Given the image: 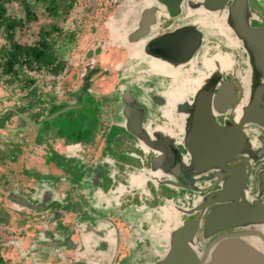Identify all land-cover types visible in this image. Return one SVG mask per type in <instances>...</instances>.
Wrapping results in <instances>:
<instances>
[{
  "label": "rangeland",
  "instance_id": "374dc122",
  "mask_svg": "<svg viewBox=\"0 0 264 264\" xmlns=\"http://www.w3.org/2000/svg\"><path fill=\"white\" fill-rule=\"evenodd\" d=\"M119 1L121 0H75L64 16H51L47 14L41 6L35 5V19L30 21L23 20V9L20 4L16 2L6 3L7 12L19 17L23 22L21 26L16 27L14 30L13 39L18 43H34L38 39V31L40 29H49L51 24H54L61 30V33L57 30L51 32L50 38L51 41L54 42L55 48L61 53V57L64 61V69L63 72L56 76L43 71H38V73L35 72L34 74L31 73L34 79V85L32 87L35 92L39 94L40 98L38 102L37 98H33L31 94H28L27 87H19L20 83L14 82L7 84L0 81L1 167L12 165L17 170H20L21 167L22 170H25L28 166V168L32 170L36 163L30 160L29 155L32 150L39 148V146L43 144V141H37L33 135H30L32 133L30 132L31 127L21 122L8 107L18 109L20 106L27 107L29 104H32L29 111H32L31 114L32 116L34 115V117L30 118L31 120L39 119L40 114L47 113L48 108L52 105L51 103L58 104L63 101H74L75 95L78 93L82 82L80 78H82L85 71H88L90 68L94 70L91 71L89 76V89L91 94L95 93L92 92L95 90L99 92V94H88L85 102L82 101L80 104L79 102H75L76 105H78L75 110L63 111L54 119L51 118V120L44 121L40 125V128H36V131L38 130V138L40 139H43L42 136L47 133L46 129H48L52 141L55 140L54 144H56V148L61 149L63 152H68L70 145L79 148V142H83L84 146L88 144V146L83 148L85 151H81L82 156L77 150L71 152L72 157L78 155L76 160L69 158L72 163V173L60 167L56 173L47 175L50 178L49 182H47V178H44L35 183L33 187L34 190H31L29 195L33 200H30L31 205L34 207L37 205L35 207L37 209L34 211L22 208L18 205L13 206L7 199L0 198V210L7 212L10 217L7 218L6 222L0 217V243L5 239V234L9 237L8 239L12 240V242L9 243L7 239L3 247L0 244V248H3L0 249V254L5 259L3 264H68L70 257L73 255L72 248L77 251L82 249L80 252L82 254L78 257L79 263L87 264L85 261L98 260L97 256H100L99 247L100 249H104L106 245H111L113 242V239L110 240L109 243L101 242L98 236L95 235V225L89 227V223H87V226L72 230V226L66 224L65 227L55 219L53 213L55 212L54 209H58L60 208L59 206H61L58 210L63 214H61V216L59 215V220L67 222L68 219L65 216L66 212L68 214L72 213L77 217L79 215L82 216L84 212H88L89 214L85 215L86 218L94 219V216H98L100 219L98 218L97 221H101V217H104V215H101L102 213L105 214L107 211L111 212L110 209L113 203L119 202V197L114 198V194H116V185L113 184V180L111 181V176H114V174L111 173L113 169L115 170V165H118V170H124L126 172L125 177H123L120 171L117 173L118 178L119 176L122 177L120 183L128 185L127 181L129 177L127 173L129 172L128 174H132L133 172L134 175H138L139 170L135 169V165H138L139 156H144L146 154L141 153L142 149L140 150L135 144L137 141H134V137L125 129V119L121 112L123 105V102L120 100L121 91L124 90L128 92L133 102L136 105L144 106L145 110L147 109L146 100L149 99H147L148 96L150 98L154 94L162 98L167 96V90L165 88H161L160 90L155 88L154 94H152L148 87L142 84V80H137L141 77L146 78V75L152 72L149 65L145 66L137 57H133L132 55H117L116 52L112 50V48H114L112 46L114 32H117L116 23L123 21L124 24H127L129 21L128 19H130V15L128 14H126V18H121L128 4L119 3ZM131 6L132 4L129 7ZM250 7L252 10L253 7ZM135 9L136 6L134 7V10ZM263 10H255L256 16L259 19H256V21L252 20L253 23L264 25ZM252 13L254 12L252 11ZM126 28H128V25H126ZM120 34L123 35L122 32ZM212 39H216V37L214 36ZM88 52L89 56L87 55ZM157 61L162 62L158 59ZM181 65L185 67L187 63L185 62L180 64V66ZM99 70L101 71L96 73V71ZM237 75L242 82L241 84L237 82V92L241 97L244 83H247L248 75L246 67L243 66L240 69L238 68L235 80H238ZM170 83V87L172 88L179 87L177 80L174 82L171 81ZM109 91L110 93H108ZM185 93L189 94L190 91L187 89ZM87 102L91 107H89ZM39 105H43V108L40 109ZM153 105L155 106H151L149 111H161L165 113V116L163 115V120L173 124V130L169 132L170 134L166 135V137L169 139L171 138L173 141L180 139V135H182V130L184 129V120L187 116L185 115L186 112L175 111L173 117L175 121H172L165 118L169 117L171 114L170 111L167 110V105H163V103H153ZM95 107H97V109ZM36 113L38 116L35 115ZM89 115L95 116L96 120H98V127L94 130L88 129V126H81V121ZM150 117L151 121L149 120L147 122V120H144L141 122L142 128L146 127V124L154 127L157 123H160V120L157 121V118H155L152 113ZM59 119H64L63 122L65 121L66 123L62 122L63 125L58 122ZM19 129L24 130V132L21 133ZM66 134H68V136L65 142H63L62 139L58 140ZM83 134H85L86 137ZM77 135L83 136L84 138L77 141ZM22 141L23 143H20ZM23 145H27L30 152L23 157V161L21 162L22 153L19 152V149ZM58 146H60V148ZM96 149L103 161L104 171L102 170L97 184L94 185L91 181V179H93L91 166L87 167L86 164L79 159V156L85 159L83 155H87L86 158L90 159L97 153ZM126 164L132 165L135 170L129 171L130 169L125 167ZM56 165H59V163H56ZM98 166L100 167L101 165ZM54 167L55 166H53V168ZM2 170L3 168H0V181H7L9 178H7L5 174H2ZM12 180H14V178ZM63 180L71 181L72 185L66 184L64 186ZM80 181H86L88 184L86 186V192L91 194L90 199L85 203L83 200L77 199L74 194V192L81 190L80 184H77V182ZM130 183L131 181L129 180V184ZM141 183L143 187L139 189L142 190L143 196H148V205L161 209L162 206L160 205L162 204V200L159 199L160 194L155 195L157 191L161 193L162 188L160 185L156 183L155 179L154 181L141 180ZM21 184L23 186L25 185V183ZM21 184L20 182L18 183L17 190L20 193L26 194ZM144 185H146V187H144ZM156 186L159 187V189L156 188ZM27 189L30 188H26L25 191ZM53 189H57V193L60 194L55 197L51 194L54 192ZM4 191L5 190L1 186L0 196H3ZM131 191L133 190H129L128 193V190H122L121 193L124 194L126 200H133L135 198V196H132L133 193ZM134 191L138 192L139 190L135 188ZM25 199L29 202L28 197H25ZM143 201L142 199L139 203H143ZM36 202L38 204H36ZM101 202L104 204V208L102 209L105 211L103 210V212L97 210L100 209L98 207L101 205ZM171 204L177 205L176 201L171 202ZM76 205L77 208L71 210V208ZM90 214H92V217H90ZM52 219H54L53 221L56 224L54 228L48 226L49 223L47 224V222ZM69 220L72 219L69 218ZM95 222L96 221H94V224ZM35 224L41 226L35 227ZM21 225L22 227L27 226L24 228V231L21 230V228L16 229ZM163 225H165V223H162V226ZM83 231L86 232L85 236L81 235ZM16 234L22 235L24 239L21 238L22 236L19 237V239L16 237L13 238V235ZM25 234L29 237L24 236ZM33 235L38 238L39 242H44L48 245L33 243V240H31ZM73 235L75 238L71 237ZM66 239H70V242ZM72 239L74 241H72ZM20 241H23V244ZM99 242L101 243L98 244ZM90 244L93 248L89 247V249L83 253V247L89 246ZM67 246L74 247L61 252L57 249H63ZM155 247L157 251L161 250V247ZM155 258L156 255H154L152 259ZM147 260L149 261V259Z\"/></svg>",
  "mask_w": 264,
  "mask_h": 264
},
{
  "label": "water",
  "instance_id": "95a60500",
  "mask_svg": "<svg viewBox=\"0 0 264 264\" xmlns=\"http://www.w3.org/2000/svg\"><path fill=\"white\" fill-rule=\"evenodd\" d=\"M155 1L164 6L167 13L166 15L169 18L175 16L178 11V0ZM260 1L264 8V0ZM223 5H226L227 9L225 19L227 28L225 29V35L229 37L235 46L242 48L247 57L245 67L248 77L247 83H244V88H242V95H244L245 101L237 122L234 124H219L214 119L210 109L211 103L214 111L218 114H222L234 104L232 77L227 76L225 80L218 81L220 76H216V73L213 76L206 73L200 77L194 78V81L196 79L199 80L198 85L192 84V79H190L188 87L190 91L189 94H186L185 91H175L174 95L177 97L173 100L169 99L170 92H167L168 98L166 100H161L159 96L152 95L151 100L154 103H163V105H167V110L170 111L171 117H165L166 119L175 121L173 118L175 111L186 112V124H184L182 135H180L181 138L177 142L172 139V142L166 141L170 139L166 137V135H168V132L165 130L167 126L163 124L162 119L160 123L156 124V132L150 131L149 133L146 129L142 128L140 119L145 110L144 106L136 105L130 94L122 90L120 100L123 102L121 112L125 119V129L134 137L133 140L137 141L135 144L140 150L142 149L141 153L147 154L149 150L150 152L147 154L148 156L146 158L148 161L147 166L140 163V170L137 169L139 170L138 175H134L132 172L127 181L128 185L121 184V181L117 179L114 180V176H111L113 184L118 183L119 186L118 189H115L117 195H115L114 198H117L122 190H128V193L129 190H133L131 192L134 193V189L136 188L139 190L138 192H142V190L139 189L143 187L141 180L154 181L155 179L156 183L159 185L162 183L172 187L179 186L182 189H191V187H188V183L184 184V181L188 182L186 180L188 174L214 169L215 171L212 175H216L218 178L224 177L225 179L221 187L215 191L214 197L209 201L208 195H205L200 204L201 208L203 205L210 202L218 203L214 208L204 213L200 219L203 238H207L222 229L238 227L246 223H257L264 218V205L256 199L251 201L245 200L239 188L240 182L237 181L241 172L244 171L243 166H236L232 163L231 165H226V163L232 161L234 155L242 149L245 139L241 126L244 123H255L264 129V25L256 26L250 23L251 17H253L255 21L259 18L249 12L246 0H230L229 3H226L225 0H203V3H201V6L206 10H217ZM154 8V6H149L140 12L136 27L124 34L126 44H131L147 33L149 25L154 22ZM262 10L263 9H260V11ZM200 39L201 33L196 29L195 25L186 24L148 39V41L143 44L142 55L132 56L141 60L145 66L148 65L146 62L148 59L155 61H157V59L161 60L167 66L166 68L173 72L176 71L177 66H180V64L185 62L187 64L190 63L193 52L199 46ZM214 63L215 66H217V59L214 60ZM169 65H172L174 68L171 69ZM181 66L180 69L182 68ZM165 75L170 79L169 83L175 79H179L177 74ZM89 76L90 73H86L82 77V82L78 93L75 95L74 101L58 104L51 103L52 105L48 108L47 113L40 116L39 119L31 120L30 117L15 108H8L21 122L31 127L30 132L32 133L30 135H33L37 141H41L43 139L38 138V130L36 131V128H40V125L44 121L51 120V118L54 119L63 111L75 110L78 107V105H76L77 102H79V104L82 101L85 102L90 90ZM192 85L195 86L193 87ZM167 87V91L170 90L169 86ZM194 88L197 89L195 90ZM181 96H187L188 98L180 99ZM211 96L212 98H210ZM163 115L165 116V113L160 112V117L163 118ZM63 120L64 119H59L58 122L62 123ZM63 123L66 122L64 121ZM19 131L21 133L24 132L22 129H19ZM48 136L49 133L47 132L45 136L42 137L47 138ZM61 139L65 142L67 140V135L61 137ZM20 143H23V141ZM177 144L181 145L182 150ZM85 146L83 143L79 148L74 145H71L70 148H73L72 151L77 150L81 155V151H84L83 148H85ZM79 159L82 160L81 156H79ZM182 159L184 160L183 165L180 163ZM139 160L142 161L141 155L139 156ZM102 162L103 161L100 163V167L97 164L89 165L92 168L93 179H91V181L94 185L97 184L102 170L104 171ZM0 168H3V170L5 168V170L9 171L10 174L14 176V180L11 184L12 187L9 186L0 198L7 199L13 206L18 205L31 211L37 209L35 208L37 205L35 207L31 205L30 200H33L29 197L35 185L27 184L20 180L18 181L17 179L21 170H17L12 165L5 167H1L0 165ZM246 170L248 171V169ZM162 178L164 179L162 180ZM129 180L131 181L130 184ZM256 181L255 190L262 193L264 196V166L256 173ZM19 182L20 184L25 183L24 186L21 185L26 194L18 192L17 185ZM8 183V181H3L0 187L2 186L5 188ZM144 187H146V185H144ZM26 188L30 189L25 191ZM156 188L158 187L156 186ZM251 193L254 196V186L251 189ZM51 194L56 197L60 193L54 190ZM25 197L29 198V202ZM140 199L141 198H139V201H142ZM36 204L38 203L36 202ZM140 204L141 206L144 205L143 203ZM59 207L61 208V206ZM172 207L177 208V205L172 204ZM58 209H54L55 212L53 216L66 227V224H64L66 221L59 220V217L63 213ZM200 214L195 218L183 219L180 225L174 228L171 227L174 223L172 219L167 220L168 246L166 248L163 247L161 253L160 251H156L152 254L157 257L153 262L151 261L152 264H197L195 253L189 247L188 241H190L192 234L197 228ZM0 217L6 222L9 216L7 212L0 210ZM53 220L54 219L47 222V224L49 223L48 226H52V228L56 225ZM71 225L72 230L75 229L74 224L72 223ZM39 226L41 225L37 224L35 227ZM247 234L258 235V232L252 231ZM220 237L221 235L215 240ZM31 240L36 244L48 245L44 242H39L35 235L31 237ZM205 253L206 249L204 250L203 256H205ZM202 260L203 257L201 261ZM201 261L198 264H264V254L241 238L224 236L212 246L207 261L204 263H201ZM85 262L89 264V261Z\"/></svg>",
  "mask_w": 264,
  "mask_h": 264
},
{
  "label": "flooded vegetation",
  "instance_id": "af4514ba",
  "mask_svg": "<svg viewBox=\"0 0 264 264\" xmlns=\"http://www.w3.org/2000/svg\"><path fill=\"white\" fill-rule=\"evenodd\" d=\"M225 2L229 3L230 0H225ZM119 3L128 4L125 7V13L121 18L123 17L126 18V14H128L130 15V19H128L129 21L127 24H124L123 21L116 23L117 32L116 33L114 32V36H113L114 39L112 42V46L114 48H112V50L116 52L117 55L140 56L142 55L143 52L142 51L143 44L146 41H148V39H151L152 37H155L163 32L172 30L176 27H180L186 24H194L196 29L201 33L199 46L193 52L190 63H188L185 67L182 66V68L180 69V66H177L176 71L172 72L166 68L167 66L165 65L164 62H157L155 60L149 59L150 62L147 64L149 65L150 70H152V72L146 75V78L141 77L138 78L137 80L139 81L142 80L141 81L142 84L148 87L149 91H151L152 94H154L153 92L155 88H158L159 90L161 88L162 89L165 88L167 90L168 88L167 86H169L170 90H168L167 92L168 93L170 92L169 99L173 100L177 97L176 95H174L175 91L182 92L188 89L189 87L188 82H190V79H192L193 82L192 84L198 85L199 80L196 79L194 81V78L200 77L206 73H208L210 76H213L216 73V76H220L219 77L220 79H218V81L225 80L227 76L232 77L234 104L230 106L222 114L216 113L213 107L211 106V103H210V109L217 123L219 124L236 123L238 117L240 116L241 109L245 101L244 100L245 97L244 95H241V97L238 95L237 82H239L240 84L242 82L238 75H237L238 80H235V77L238 68L240 69L243 66H245L247 57L245 51L242 48L235 46V44L231 42L229 37L225 35V29L227 28L226 27L227 24L225 21L226 10H227L226 5L221 6L217 10H206L201 6L203 0H178L177 1L178 11L175 14V16L169 18L166 15L167 13L166 10L164 9V6L156 2L155 0H121L119 1ZM246 3L249 12L252 13L253 11L254 12L253 14L255 16H256L255 10L260 11V9H263V6L261 4L262 2L260 0H246ZM131 4L132 6L129 7ZM135 6L136 9L134 10ZM149 6L155 7L153 9L154 22L149 25V29L145 35L136 39L134 42H132L133 44L132 43L129 45L126 44L124 40V34L126 32H130L133 28L136 27V23L139 18L140 12L144 8ZM250 6L253 7L252 10ZM252 20L253 17L250 18V23L252 25L260 26L259 24L253 23ZM126 25H128V28H126ZM121 32L123 33V35L120 34ZM214 36L216 37V39H212V37ZM87 55L89 56V52L87 53ZM215 58L218 61L217 64L218 67L215 66L214 63V60H216ZM169 66L171 67V69L174 68L172 65ZM92 70L94 69L90 68L88 71L86 70L83 75H85L86 73H91ZM100 71L101 70L96 71V73ZM165 74H169V75L177 74L179 79H175L173 80V82L177 80L179 87L178 88L170 87L171 85V83H169L170 79ZM195 85H193V87ZM89 94L93 95L94 93L91 94V91H89ZM159 97L161 98V100H166L168 98L167 96H165L164 98H162L161 96ZM182 98H188V97L181 96L180 99ZM210 98H212V96ZM263 98H264V93H263ZM147 99H148L146 100L147 109L144 110L140 121L141 122H143L144 120H147V122L149 120L151 121L150 119L151 113L155 118H157V121L159 120L161 121V119L163 120V118L160 117L161 111L158 112L149 111L151 106H155V105H153L154 102L151 100L149 96L147 97ZM87 104L89 105L88 102ZM89 107L91 106L89 105ZM95 108L97 109V107ZM95 108L93 109L96 110ZM89 117L91 119H96L95 116L92 115H90ZM88 118L87 120L84 119L83 121H81V124L84 125L85 127L92 126L91 128L93 130L96 129L98 126L97 125L94 126L93 124L94 121L91 123L90 118L89 119ZM186 120L187 119L184 120V124H186ZM163 124L167 126L166 127L167 129L165 130L168 132V134H170L169 132L173 130L172 128L173 124L165 120H163ZM155 127L156 125L153 127L152 125L146 124V127H144V129H146L147 132L149 133L150 131L156 132ZM241 130L244 134V139H245L242 149L238 151L234 155L232 161L227 162L226 165L229 164L231 165L232 163L236 166L238 165L243 166L244 171L241 172L240 176L238 175L239 179L237 182H240L239 188L241 189L244 199L248 201L256 199L257 201H260L262 205H264V196L262 195V193L257 192L255 190L257 183L256 173L258 172L259 169H261L264 166V129L255 123H244L241 126ZM179 140L180 139H178L177 141ZM170 142H172L171 138H170ZM82 144L83 143H80L79 147ZM177 145L181 149V145L180 144ZM86 146H88V144ZM96 151L98 150L96 149ZM149 152L147 154H149ZM147 154L141 156L142 161L139 160L140 163L144 164L145 166H147L148 164V161L146 159L148 156ZM86 156L87 155H83L85 159ZM183 159L180 161L182 165L184 162ZM81 161L85 162L83 159ZM139 161H138V165H135V169L140 170L141 165ZM85 164L86 166L91 165L89 161L88 163L85 162ZM125 167L127 169H130L129 171L135 170L133 169L132 165L126 164ZM246 169H248V171ZM119 171L121 174H123V177L126 176V172L124 170L115 169V171L112 170V173L114 174V180H116L117 178L116 175ZM214 171H215L214 169L202 170L200 172L188 174V178L186 179L188 182L184 181V184L188 183L189 184L188 187H191V189H182L179 186L172 187L170 185L161 183L160 184V187L162 188V191L160 189L161 193L158 192L155 193V195L160 194L159 199L162 200V204L160 205L162 206L161 209L148 205L149 204L148 196L147 195L143 196V193L141 191H140L141 193L140 192L133 193L132 196H135L133 200H126L124 194L121 193L118 194L119 202L118 203L114 202L113 206H111L110 209L111 212L107 211L105 214L103 213L101 214L104 215L103 218L101 217V221H97L98 218L100 219V217L98 216H94V219L86 218L85 215H88L89 214L88 212H84L82 216L79 215L78 217L72 213L68 214L66 212L65 216L69 222L64 224H68L72 226L71 224L73 223L75 228L80 229L82 226H87V223H89V227L91 225H95L96 228L95 235L98 236L101 242L109 243L110 240L113 239L111 245H106L104 249H100L99 247L100 256L99 255L97 256L98 260L95 261L94 264H112V263L152 264V262L157 258L156 257L155 259H152L154 256L152 254L157 251L155 246L161 247V250L163 249V247L166 248L168 246V242H167L168 232L166 226L167 220L172 219L174 223L171 227L174 228L180 225L183 219L195 218L200 213L201 214L197 228L192 234L190 241H188L189 247L195 253L197 264L201 261L202 257L203 260L201 261V263L207 261L208 254L212 246L216 244V242L224 236L241 238L243 241H246L252 247H254L255 249H257L258 251L264 254V218L259 220V222L257 223L241 224L238 227L222 229L210 235L207 238L202 237L203 233L200 227V219L204 215V213L214 208L218 203L210 202L203 205V207L201 208H200V204L202 203L203 197H205V195H208V200L210 201V199L214 197L215 191H217L221 187V184L224 182L225 179L224 177L218 178L216 175H212ZM128 173L127 176L130 177L131 174ZM120 179H122V177H120ZM163 179L164 178H162V180ZM115 185H116V189H118L119 187L118 183H115ZM253 186H254V196L251 193V189ZM74 194L77 197V199L83 200L84 198L83 194L82 195H79L77 193ZM139 198H141L140 200L142 199L144 200L143 206H141V204L139 203ZM83 201L85 203L87 200H83ZM175 201L177 204V208H173L171 204V202H175ZM100 204L101 205H99L98 207L100 209L97 210L103 212L104 209L102 208H104L103 207L104 205H102V202ZM73 208L76 209L77 205L72 207L71 210ZM90 217H92V214H90ZM69 218H71L72 220H69ZM93 220L96 221L95 224ZM162 223H165V225L162 226ZM18 227L22 228V225ZM252 231L253 232L257 231L258 235L247 234L248 232H252ZM85 233L86 232L83 231L81 235L85 236ZM220 235L221 237L215 240ZM71 237L75 238L74 235ZM66 240L70 242V239H66ZM72 241L74 240L72 239ZM101 242H99L98 244H100ZM70 247L72 248L74 246H67L63 249L62 248L61 249L57 248V249L60 250L61 252L70 249ZM89 247L93 248L91 244L89 246H84L83 253L87 249H89ZM205 249H206V253L205 256H203ZM72 250H73V255L70 257L68 264H80L78 257L80 254H82L80 253L82 249H79V251H77L74 248H72ZM147 259H149V261Z\"/></svg>",
  "mask_w": 264,
  "mask_h": 264
},
{
  "label": "trees",
  "instance_id": "16d2710c",
  "mask_svg": "<svg viewBox=\"0 0 264 264\" xmlns=\"http://www.w3.org/2000/svg\"><path fill=\"white\" fill-rule=\"evenodd\" d=\"M75 0H0V81L10 83H20L19 87L28 88V94H31L33 98H39V94L33 89L34 79L31 73H38L43 71L53 76L63 72L64 61L61 57V53L55 48L54 42L51 41L50 33L54 30L61 33V30L54 24H51L49 29H40L38 31V39L32 44L18 43L13 39L14 30L16 27L23 24L19 17L14 14H10L6 10V3L16 2L20 4L23 9V20L30 21L35 19V5L41 6L47 14L51 16L65 15L70 9ZM35 103V102H34ZM35 105V104H34ZM29 106H20L18 111L24 113L28 117L32 116ZM40 109L43 105H39ZM10 110V109H9ZM35 115L38 116L36 113ZM3 174L9 178V182L6 187H2L7 190L13 182L14 176L9 171L2 170ZM20 176V175H19ZM18 176V177H19ZM3 181H0V185ZM2 219V218H1ZM3 220V219H2ZM27 227V226H25ZM6 235V236H5ZM5 239L1 241V246L6 243L9 238L5 234ZM11 243L12 240L8 239ZM1 247V248H2ZM0 248V249H1ZM3 249V248H2ZM5 259L0 254V263L3 264ZM95 261H89V264H94Z\"/></svg>",
  "mask_w": 264,
  "mask_h": 264
},
{
  "label": "crops",
  "instance_id": "0c3cea01",
  "mask_svg": "<svg viewBox=\"0 0 264 264\" xmlns=\"http://www.w3.org/2000/svg\"><path fill=\"white\" fill-rule=\"evenodd\" d=\"M110 91H111V89H110ZM110 91L108 93H110ZM92 92H95L94 94H96V95L99 94V92H97L96 90L92 91ZM63 102H66V101H63ZM42 115H44V114H42ZM42 115L40 114V116H42ZM88 117H86L85 120H87ZM93 121H94V123H93L94 126H96L97 123H98V120L90 118V122L92 123ZM81 126H84V125L81 124ZM81 126H80V128H81ZM91 127L89 126L88 128L92 129ZM46 132L50 133V131L48 129H46ZM85 132L88 133L87 131H85ZM83 135L86 137L85 134H83ZM76 137H77V141L78 140H82L84 138L83 136H78V135ZM43 139L44 140H41V141H43L42 146L32 150L31 154L29 155L30 160L31 161H35L36 164L34 165L32 170L29 169L28 166L26 167L25 170H22V168H21L20 169L21 171L19 172L20 176L18 177V180L23 181V182H25L27 184L31 183V184L35 185L36 182H39V181H41L44 178H47V182H49L50 178L47 175H50L51 173H56V171L60 167H62V169L66 170L67 172H71V173L73 172L72 171L73 168L71 167L72 163L70 162L69 158H72V160H76V158L71 156V152H72V149H73V148H70L71 145L68 148V150H69L68 152H63L61 149H57L56 148V144H54L55 140L52 141L51 135H49L47 138H43ZM58 140H61V138L58 139ZM58 147L60 148V146H58ZM19 152L22 153V157L20 159V161L22 162L23 161V157L28 155L30 150H29V147L27 145L26 146L23 145L22 147H20ZM83 160L86 163L89 161V163L91 165H94V164L100 165V163L102 161V159L100 158V155L98 154V151H97V153L94 156H92V158H90V159L86 158V159H83ZM56 163H59V165H56ZM53 166H55V167L53 168ZM115 169L116 170L118 169V165H115ZM113 171H115V170L113 169ZM111 174H113V173H111ZM116 179L118 181H121L120 176H119V178L117 177ZM70 180H71V178H70ZM63 182H64V186L66 184H68V185L71 184V181L69 182V181L63 180ZM77 184L78 185L80 184V186H81L80 188H81L82 192H81V190H79V191H76L74 193L78 192L77 194H79V195L83 194V196H84L83 200H89L91 194L86 192V189H87L86 186L88 185L86 183V181L85 182L80 181V182H77ZM55 191H57V189ZM80 192H81V194H80ZM19 228H21V227H18L16 229H19ZM22 228L21 229L24 231L25 226H23ZM17 234L13 235V238L16 237L17 239H19V237L22 236V235H17ZM24 236H27V235L25 234ZM27 237H29V236H27ZM21 238L24 239L23 236ZM20 242L23 244V241H20Z\"/></svg>",
  "mask_w": 264,
  "mask_h": 264
},
{
  "label": "bare ground",
  "instance_id": "6f19581e",
  "mask_svg": "<svg viewBox=\"0 0 264 264\" xmlns=\"http://www.w3.org/2000/svg\"><path fill=\"white\" fill-rule=\"evenodd\" d=\"M123 19H124V17H123ZM121 25H122V23H121ZM146 62H147V63H149V62H150V60L148 59V60H146Z\"/></svg>",
  "mask_w": 264,
  "mask_h": 264
}]
</instances>
